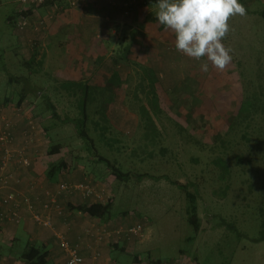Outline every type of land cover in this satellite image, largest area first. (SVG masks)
Wrapping results in <instances>:
<instances>
[{
    "label": "rangeland",
    "instance_id": "1",
    "mask_svg": "<svg viewBox=\"0 0 264 264\" xmlns=\"http://www.w3.org/2000/svg\"><path fill=\"white\" fill-rule=\"evenodd\" d=\"M148 2L149 0L136 2L132 14L127 17L134 16L138 7L147 6ZM246 2L247 14L243 17L237 15L231 18L232 31L224 40V44L231 48V55L237 66L242 63L241 67L246 72V76L251 77V70L255 71V56L264 55V19L260 14L264 11V0H246ZM18 5H21L20 0H0V107L3 110L1 114H7L4 110L6 101L17 103L24 96L28 106L24 107L23 115L34 121L43 151L46 152L49 149L51 141L64 147L61 154L54 159L63 160L68 165L67 172L71 177L61 175L60 183H70L74 180L90 183L98 190H104L107 195H111L114 213L119 214L125 222L130 221L133 225L142 223L143 237L137 239L138 242L143 239L144 241L138 244L136 251L140 253L144 262L149 263L151 259L150 262L159 259L163 264L180 262L184 264L190 262L194 264H264V241L260 240L262 229L259 213L263 205L260 192L262 183L258 178L249 176L250 170L255 173L259 165L255 161L249 165L245 159L242 164L237 165L235 158V154H241V150L246 149L244 142L237 140L238 145L232 146L234 153L228 161L234 172L230 180H227L228 182L221 181L218 177L220 169L214 164L220 155L211 152L208 147L204 151L200 150L188 139L186 133L181 136L175 126V121L179 118L170 113L167 116L170 120H163L166 131L165 145L170 148L167 156L162 157L157 152L154 158L147 160L146 158L142 160V155L135 157L133 149L138 145L136 133L139 118L126 106V86L122 85L115 87L112 91L106 89L104 93L101 90L96 91L97 100L90 109V120L87 124L89 135L94 139L95 151H89L87 144L79 138L74 125L65 123L68 118L78 116L80 97L69 94L61 86L68 80L66 78L82 76V79L92 78L93 83L99 81V85L95 88H99L100 85L106 88L109 79L112 78V55L109 51L108 58L101 61V72L94 78L93 71L81 74L76 70L78 67H74V72L66 76V66L60 65L57 61L58 51L55 54L56 58L49 60L47 72L44 68L43 72L31 75L25 59L13 53L6 55L2 50L4 42L10 38L7 35L8 32L14 30L7 24V17ZM152 8L157 11L156 2ZM152 8L147 11L145 17L158 25L156 12ZM149 12H151L150 15ZM47 19L44 26H39L35 30L39 34L38 37H44L49 32ZM149 34L153 35L152 31ZM160 39L137 37L138 43L133 47V55L136 56L137 61H148L155 67L166 90H171L179 81L191 74L192 70H195L194 74L201 78V81H205L206 87L199 83V86H202V92L194 90L195 97H188L187 100L192 103L198 97L200 99L196 104H189V106L197 105L203 107V110L214 107L223 112L226 110L235 112L240 86L234 85L232 71L237 73L236 71L240 70L234 64H230L223 72L209 65V70L205 73L200 67L204 61L191 59L175 49V37H166L165 42ZM100 49L103 53L106 52L102 43ZM63 59L62 55L59 62ZM133 75L135 76L136 72ZM22 76L29 81L10 83L11 77L21 78ZM235 80H238V77ZM92 87H94L93 84ZM205 93L208 95V101ZM201 96H205L204 100ZM48 98L56 106L60 119L53 117L49 111ZM103 103L106 105L104 110H101ZM202 113L206 119V130L223 129L221 112L215 110L209 114L205 111ZM200 115L193 112V117L197 121L201 120ZM25 127L26 124L22 133ZM46 129L49 130L46 131ZM203 143L212 145L213 140L208 138ZM100 155L126 172L147 174V177L141 181L136 177L126 182L118 181L106 164L97 161ZM243 168H245L244 172ZM183 186H186L185 189ZM187 191L194 193L197 197L201 227L199 232H195L189 223ZM105 200H107L106 197ZM0 202L4 205V199ZM94 203L106 202L95 201ZM57 205L61 207V210L63 209L60 203ZM60 209L52 208L51 216L53 212L59 214ZM29 240L30 238L22 236L21 243L16 245V253L23 252V246ZM58 240L61 242V239ZM58 240L50 243L48 248L51 250L55 248L54 245L58 246ZM39 247L44 249L40 243ZM115 256L121 257L123 263H131L133 260L131 256L121 253L120 250L115 251Z\"/></svg>",
    "mask_w": 264,
    "mask_h": 264
},
{
    "label": "crops",
    "instance_id": "2",
    "mask_svg": "<svg viewBox=\"0 0 264 264\" xmlns=\"http://www.w3.org/2000/svg\"><path fill=\"white\" fill-rule=\"evenodd\" d=\"M155 2L156 0H149L147 6L138 7L132 17L125 16L122 0H113L111 3L106 0H84L82 10L69 6L66 0H57L53 6L45 5L37 9L26 8L20 3L21 5L14 7L7 17V24L14 30L8 32L10 38L4 42L2 50L6 55L13 53L25 60H30L37 54V60H44L42 72L44 68L47 72L49 60L56 58L55 54L58 51L57 61L60 65L66 66V76L74 72V67H78L76 70L81 74L89 71V68H93L97 73L101 68L97 64L98 60L108 58L109 51L110 55H113L119 48L128 45L132 37H158V39L175 37L172 32L167 33L170 31L161 29L160 24L156 25L145 17L147 11L154 7ZM22 11H27V15H21ZM21 16L28 17L32 23L22 32L16 28ZM40 19H47L49 32L44 37H38L39 34L33 28V24ZM150 31L153 35L149 34ZM101 43L105 47V53L100 49ZM62 55L64 59L59 62ZM66 79L70 80V78ZM18 102H5L4 110L7 114H1L3 110L0 107V125L1 120L12 124L15 136L14 151L18 153L23 147L26 148L25 155L31 160V166L24 167L13 161L7 171L14 176V179L7 185L0 181V200L10 194L15 195V202L12 205L0 204V264H24L21 260L24 251L18 253L15 251L16 245L21 243L22 236L30 238L24 244V250L28 244L39 246L40 243V246L44 247L43 250L48 253L47 264H67V254L58 240V235L63 236L71 246L78 248L79 255L84 259L83 264H153L150 262L152 259L149 263L144 262L140 253L136 251V247L144 239L138 242L135 237L103 234L112 233L117 228L133 227L132 222H125L116 213L111 219L101 220L72 210L70 206L93 204L97 200L85 199L79 193L72 196L57 194L61 175L69 178L70 173L64 170L55 177L49 176V165L55 159L53 156H47L48 150L43 151L42 144L38 140L39 132L30 135L31 137L22 134V129L29 120V117L24 116L22 112L24 107L28 106V102L25 100L22 106H17ZM74 182L78 183L75 180ZM53 196L61 204L63 214L53 212L54 225L52 228H47L37 222L34 216L46 217L49 212L44 205ZM26 199L30 201L29 204L25 202ZM14 205L18 206L14 207ZM29 205H32L33 210H30ZM15 211L19 215V221L1 220L2 214L10 216ZM55 240H58L59 245H54L55 248L50 250L48 245ZM117 250L131 256L133 258L131 263H123L121 257L115 256ZM137 255H139L138 259L135 258Z\"/></svg>",
    "mask_w": 264,
    "mask_h": 264
},
{
    "label": "trees",
    "instance_id": "3",
    "mask_svg": "<svg viewBox=\"0 0 264 264\" xmlns=\"http://www.w3.org/2000/svg\"><path fill=\"white\" fill-rule=\"evenodd\" d=\"M56 1L57 0L49 1L40 6H33L32 8L37 9L45 5L53 6ZM156 2H158V0H156ZM239 2L246 8V0H239ZM260 14L264 19V11L260 12ZM21 15H27V11H22ZM161 29H164L162 25ZM160 38L162 42L167 41L166 37ZM136 43H138L137 37H132L128 45L122 47V49L119 48L111 56V70L113 72L112 78L109 79L110 81L106 88H102L103 85H100V89L95 88L96 85H99V81L93 83L91 82L92 78L82 79V76L76 77L75 79L73 78L74 80H66L62 84L61 87L66 92L80 97L78 99V116L71 119L68 118L65 123L73 124L79 138L87 144V149L89 151H95L94 139L89 135L87 127L90 120V109L97 100L95 93L98 90L104 93L106 89L112 91L115 87L125 85L126 106L129 111L136 114L139 118V126L136 133V142L138 145L133 149V156L135 157L139 155L141 157L142 155L143 157L141 159L144 160L146 158L147 160L148 158H154L157 152H159L162 157L167 156L170 152V148L165 145L166 131L163 126V120H170L167 117L170 113L179 118L178 121H175V126L178 128L181 136L183 133H186L188 139L198 146L200 150L204 151L206 147H208L211 152L220 155L216 158L214 164L220 169L218 177L221 181L228 182L232 177L234 171L228 161L234 153L232 146L238 145V142H236L237 140L243 141L246 149H244V151L241 150V154H235V158L238 162L237 165L242 164L244 159L247 160L248 164H252V162L255 161V163L259 165L258 167L255 165V167H257L255 173L250 170L249 176L254 179L258 178L260 183H262L260 192L263 205L260 207L259 213L262 229L260 240L264 241V55L255 56V71L251 70V77L246 76V72L241 67L243 66L242 63H239L237 66L232 55L231 65L234 64L237 69L240 70L236 71L237 73L232 71L234 85L239 84L240 86V91L237 94L238 104L235 112H230L228 110L223 112L214 107L212 109L204 108L203 110V107L197 105L189 106V104H196L197 100L200 99V97H198V99H195L192 103L187 100L188 97H195L193 91L195 90L200 93L202 92L201 87H206L205 81H201V78H198L194 74L195 70H192L191 74L187 75L182 81H179L171 90H166L163 87L155 67L150 65L148 61L143 62L136 60V56L133 55V47ZM142 45L143 43L141 42V47ZM37 58V54H35L30 60L25 61L31 75L42 72L41 68L44 60H37ZM103 59L104 58H101L97 62L99 67H101L100 71L97 73L94 72L93 68H89V71L94 72L93 78L101 72V61ZM246 70H248L247 67ZM133 71L136 72L135 76L133 75ZM84 73L87 74V72ZM236 77H238V80H235ZM22 80L29 81L24 76L21 78L11 77L10 83H18L22 82ZM199 83L202 86H199ZM92 84L94 87H92ZM204 98L205 96H201L202 100H204ZM206 98L208 101L207 94ZM25 100L24 96H22L17 106H22V102ZM105 105V103L101 105V110H104ZM48 109L53 117L56 119L61 118L57 112L56 106L50 99L48 100ZM215 110L222 113L223 129H218L217 131L206 130V119L202 111L209 114L212 111L215 112ZM194 111L201 114L200 121L194 119ZM105 116L106 115H104V117ZM105 119L107 118L105 117ZM48 130L46 129V131ZM191 131L192 133H197L192 135ZM208 138L213 140L212 145L203 143V141ZM239 146H241V143H239ZM63 148L61 144H56L51 141L47 156H58L61 154ZM97 161L106 164L116 180L121 182L129 181L132 177H136L139 181L147 177V174H137L133 173V171L126 172L101 155ZM64 170L69 171L68 165L63 160H55L50 163L48 174L50 177H55ZM244 170L245 168H243V172ZM185 187L186 186H183L184 189ZM98 191L103 193L105 195L104 197L107 199V193L104 190ZM108 196L110 198L104 201L106 203L82 204L79 206H70V208L84 214H89L92 217L100 218L101 220H108L115 214L112 197L111 195ZM186 196L189 200L187 207L189 223L195 232H199L201 227L198 215L197 197L194 193L189 191H187ZM138 256L139 255L135 256V258L138 259ZM21 260L24 264H47L48 253L37 245L28 244L21 255ZM152 263L163 264L159 259L152 261ZM177 264H181V262Z\"/></svg>",
    "mask_w": 264,
    "mask_h": 264
},
{
    "label": "clouds",
    "instance_id": "4",
    "mask_svg": "<svg viewBox=\"0 0 264 264\" xmlns=\"http://www.w3.org/2000/svg\"><path fill=\"white\" fill-rule=\"evenodd\" d=\"M156 19L175 36V49L201 63V71L209 65L220 72L231 64V48L224 40L232 31L231 18L247 14L239 0H158ZM70 264H74L70 261Z\"/></svg>",
    "mask_w": 264,
    "mask_h": 264
},
{
    "label": "built area",
    "instance_id": "5",
    "mask_svg": "<svg viewBox=\"0 0 264 264\" xmlns=\"http://www.w3.org/2000/svg\"><path fill=\"white\" fill-rule=\"evenodd\" d=\"M49 1L53 0H20V3L25 6L26 8H31L33 6H40L43 5ZM73 8H81L83 5L84 0H66ZM108 2H112V0H107ZM140 2V0H122L123 7L125 9V15L130 16L132 14V11L135 8V3ZM45 19H40L39 21H36L33 24L34 30H37L39 26L45 25ZM32 25L30 19L28 17H20V20L18 21L16 28L19 31H25V29L29 28ZM13 126L9 121H5L1 123L0 125V151H1V165H0V171H1V179L2 183L4 185L9 184L11 180L14 179V176L7 171L8 166L13 162L17 161L19 164L23 165L24 167L31 166V160L28 156L25 155L26 148H22V150H19L18 153L14 151V144H15V136L13 134ZM37 133V127L33 120L29 119L27 121L26 127L23 130V135L25 137H29L30 135L33 136ZM30 136V137H31ZM76 193H79L83 198L85 199H94L97 201H105V195L103 193H100L93 185L90 183L82 182V183H67V182H61L58 185V191L57 194H64L68 196H72ZM108 196V195H107ZM109 196L107 199L109 200ZM15 202V195L10 194L4 199V206L5 205H12ZM26 203H30L28 199L25 200ZM58 201L55 196L52 197V199L45 203L44 207L49 212L46 217L42 218L40 216L35 215L34 219L42 224L44 227L52 228L53 227V218L51 216L50 210L52 208L57 207V209H60L61 207L57 205ZM18 205H14V207H17ZM30 210H33L32 205H29ZM59 215H62V210L60 209ZM11 219L13 221H19V215L15 211L11 213L10 216H7V214L1 215V220L4 219ZM144 232V226L142 224L134 225L133 227H129L127 229H117L114 232H105L104 235H126L128 238L135 237V238H142ZM103 234H99L102 236ZM58 238L61 239V244L67 254V264H70V261H73L74 264H82L83 258L79 255L78 248L71 246L63 236L58 235ZM189 262V261H188ZM184 264V263H181ZM187 264H194L192 262Z\"/></svg>",
    "mask_w": 264,
    "mask_h": 264
}]
</instances>
